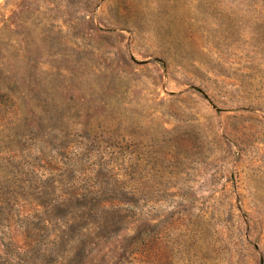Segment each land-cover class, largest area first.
I'll return each mask as SVG.
<instances>
[{
    "label": "rangeland",
    "instance_id": "1",
    "mask_svg": "<svg viewBox=\"0 0 264 264\" xmlns=\"http://www.w3.org/2000/svg\"><path fill=\"white\" fill-rule=\"evenodd\" d=\"M0 264H264V0H0Z\"/></svg>",
    "mask_w": 264,
    "mask_h": 264
}]
</instances>
